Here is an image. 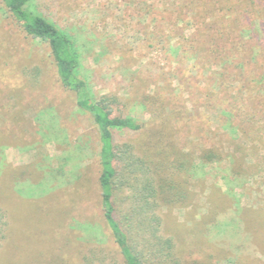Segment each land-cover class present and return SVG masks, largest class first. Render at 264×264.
Segmentation results:
<instances>
[{"label":"rangeland","instance_id":"obj_1","mask_svg":"<svg viewBox=\"0 0 264 264\" xmlns=\"http://www.w3.org/2000/svg\"><path fill=\"white\" fill-rule=\"evenodd\" d=\"M34 4L71 36L94 97L115 96L142 125L115 141L187 162L186 198L157 211L176 259L264 264V0ZM99 146L48 46L0 0V264H122ZM209 150L218 159L203 160Z\"/></svg>","mask_w":264,"mask_h":264},{"label":"trees","instance_id":"obj_2","mask_svg":"<svg viewBox=\"0 0 264 264\" xmlns=\"http://www.w3.org/2000/svg\"><path fill=\"white\" fill-rule=\"evenodd\" d=\"M1 2L26 36L48 46L60 84L74 94L76 105L92 118L100 144L101 212L123 257L122 264H181L173 254L171 240L160 235L157 211L162 204H177L186 198L188 192L177 175L187 162L167 158L168 151L161 150L160 144L156 146L157 154L150 151L142 155L133 143L116 142L114 131L137 132L142 125L123 114L115 96L94 97L78 73L79 54L71 36L47 20L34 0ZM218 157L211 150L201 156L206 162Z\"/></svg>","mask_w":264,"mask_h":264}]
</instances>
